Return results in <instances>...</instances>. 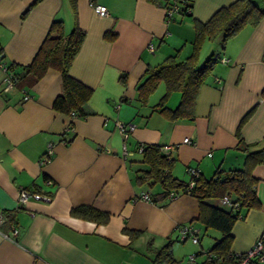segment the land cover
<instances>
[{
	"label": "crops",
	"instance_id": "1",
	"mask_svg": "<svg viewBox=\"0 0 264 264\" xmlns=\"http://www.w3.org/2000/svg\"><path fill=\"white\" fill-rule=\"evenodd\" d=\"M165 1L93 0L108 10L100 16L90 0H76L74 9L69 0H0V54L14 73L20 75L32 62L54 20L62 21L66 34L76 21L84 37L69 74L92 88L81 114L71 119L54 108L63 89L57 69H47L37 80L25 77L18 83L24 87L3 92L0 68V212L7 215L0 222V264H154L167 242L173 258L184 262L176 245L179 225L191 222L200 229L199 242L192 243L199 247L191 253L211 248L221 236L215 229L203 247V230L193 220L196 198L180 193L162 200L158 183L138 180L148 167L136 148L141 143L170 145L172 175L187 181V166L198 167L208 178L218 167L240 168L241 147L254 151L264 144V14L223 46L221 34L202 42L197 64L211 53L218 58L199 87L194 114L168 120L154 107L165 91L163 81L145 101L138 98L146 69L171 54L177 60L188 56L194 20L207 21L235 0H190L188 14L178 11L169 18ZM252 1L264 8V0ZM108 30L114 38L104 36ZM206 47L208 55L199 64ZM161 83L163 92L153 98ZM23 90L30 95L27 100ZM179 97L173 91L165 104L174 107ZM117 122L134 128L124 134ZM70 123L72 129L65 132ZM123 141L127 156L122 155ZM50 144L51 158L40 164ZM252 175L260 205L236 219L230 246L236 252L247 250L264 230V164H257ZM20 188L50 199L21 203ZM142 192L151 200L136 198ZM221 199L206 202L228 209ZM80 205L109 216L99 222L73 215L70 210ZM12 225L19 229L14 240L2 235L10 234ZM129 230L139 233L133 237Z\"/></svg>",
	"mask_w": 264,
	"mask_h": 264
},
{
	"label": "trees",
	"instance_id": "2",
	"mask_svg": "<svg viewBox=\"0 0 264 264\" xmlns=\"http://www.w3.org/2000/svg\"><path fill=\"white\" fill-rule=\"evenodd\" d=\"M69 1L74 9L76 0ZM150 1L161 2V0ZM173 4L179 7L181 13L184 11V14L187 9L189 13L192 6L190 0H166L164 2L166 8ZM262 14H264V8H259L252 0H235L228 6L219 8L207 21L194 20L191 53L182 60H177L176 54H171L159 64L147 68L142 81L137 86L138 98L145 101L147 96L163 81L165 91L159 102L154 105L155 109L168 120L192 117L199 87L218 58V54L211 53L201 65H198L197 54L202 42L221 34L223 46L227 38L234 35L246 23L257 22ZM104 36L112 39L115 33L108 30ZM83 37L84 31L78 27L76 21L71 31L66 34L62 21L54 20L32 62L24 66L20 75L12 71L14 84L22 88L24 86H19L18 83L25 77L37 80L47 69H57L61 76L63 89L54 100V108L67 116L74 112L78 117L81 114V106L92 95V88L69 74V66L80 48ZM9 67L12 69V64ZM173 91H179L180 97L174 107H168L165 101ZM70 126L72 127L71 123ZM161 147L156 143L142 144L141 161L148 168L143 175L137 177L138 180L148 179L151 183H158L161 187L159 198L162 200L167 198L170 192L177 195L188 193L195 197L198 211L193 220L203 225L204 229L213 228L221 233V236L208 250L224 256L226 262H233V256L229 255L232 253L230 249L232 227L236 219L242 217L247 209L258 208L260 205L256 196V178L252 175V170L257 164H264V144L254 151L248 150L245 146L241 147L245 155L240 168L218 167L208 178L199 173L197 177H194V184L191 187H188L189 180L183 181L172 175L173 158L172 156L168 158L162 152ZM224 195H228L232 203L228 209L206 202L208 198H219ZM70 212L75 216L99 222L106 221L109 216L107 212L88 205L76 206ZM6 216L5 213L4 217ZM129 233L134 237L139 232L129 230ZM201 252L202 249H199L194 253L198 255ZM160 262L183 264L181 260L173 258L171 242H167L156 252L154 264Z\"/></svg>",
	"mask_w": 264,
	"mask_h": 264
},
{
	"label": "built area",
	"instance_id": "3",
	"mask_svg": "<svg viewBox=\"0 0 264 264\" xmlns=\"http://www.w3.org/2000/svg\"><path fill=\"white\" fill-rule=\"evenodd\" d=\"M90 7L92 10L100 15V16H107L108 15V10L107 8L102 5L93 2V0H90L89 2ZM180 11L178 6H175L174 4L171 5L166 9V16L169 18L174 12ZM182 12V11H181ZM184 13V11H183ZM188 14V9L186 10V13ZM152 45L150 44V49L152 50ZM0 68L4 72V78L2 80V87L1 90L3 92H6L10 89H12L15 84H14V79H13V72L11 68L9 67V64L4 60V57L2 54H0ZM25 91V90H23ZM29 94L25 91L23 93L22 99L27 100L29 98ZM76 117V114L74 112H71L69 115V118L73 119ZM117 127L122 133H127L129 131H132L134 128V125L131 123H123V122H117ZM72 127L70 124L66 125L64 130L70 131ZM137 151L142 150V143L137 146ZM170 145H164L161 147L162 152L169 158L171 156L170 154ZM52 152V145H48L46 151L42 154L40 157V164L47 163L50 160V155ZM130 152L128 151L125 141H123L122 144V155L127 156ZM210 154V153H209ZM186 171L189 173L190 178L188 182V187L193 186L194 184V177H197L200 173V170L198 167H193V166H187ZM177 194L170 192L168 197L169 199H172L176 196ZM29 198H34V199H44V200H49L50 197L47 194H41L35 190H28L26 188H20L18 190V201L21 203L26 202ZM136 198H141L144 200H151V197L149 196L148 193L142 192L138 195H136ZM222 203L227 204L231 206V200L228 195H224L221 199ZM236 203H234L235 205ZM3 213L0 212V222L3 220ZM178 229V234L177 238L180 241H185V240H190L192 243L197 244L200 239V229L197 228L193 224H182L177 227ZM11 233H2V235L8 239L14 240V238L17 236L19 229L17 226H12L11 227ZM232 253H229V255L233 256V262H226L224 256L219 255L213 251H210L208 249H202V252L198 255L195 253L188 254L186 256V259L183 264H262L264 263V230H262L258 236L256 237L255 241L253 244L245 251L243 252H236V251H231ZM159 264H167L166 262H160Z\"/></svg>",
	"mask_w": 264,
	"mask_h": 264
},
{
	"label": "rangeland",
	"instance_id": "4",
	"mask_svg": "<svg viewBox=\"0 0 264 264\" xmlns=\"http://www.w3.org/2000/svg\"><path fill=\"white\" fill-rule=\"evenodd\" d=\"M209 49H210L209 47H206L204 49V53H202V55H201V57L199 59V64L206 58V56L208 55ZM163 86H164L163 83H161L159 88L156 90L153 98L158 97L163 92ZM173 96H175V98H177L178 97V93H174ZM173 100L174 99H171V103L173 102ZM199 225L201 226V228L203 230L202 245H203V247H208L209 244L207 242L212 239L211 235L213 234L215 229H213V228L204 229L203 225H201V224H199ZM177 243L179 244V253H178V255H179V257L183 258V260L185 259L187 254L191 253V250L193 251L194 249H196V247H199L198 245H193L190 240H188L184 244H182L180 241L176 242V245H178ZM212 243H214V240H213ZM211 246H212V244H211ZM188 248H190V252H189ZM262 264H264V263H262Z\"/></svg>",
	"mask_w": 264,
	"mask_h": 264
}]
</instances>
